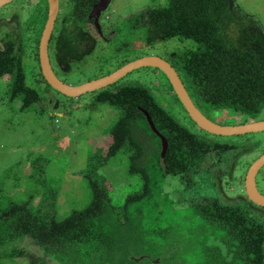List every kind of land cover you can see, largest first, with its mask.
Returning <instances> with one entry per match:
<instances>
[{
    "label": "trees",
    "instance_id": "trees-1",
    "mask_svg": "<svg viewBox=\"0 0 264 264\" xmlns=\"http://www.w3.org/2000/svg\"><path fill=\"white\" fill-rule=\"evenodd\" d=\"M71 1L75 14L87 19L96 0ZM166 3L146 9L134 28L139 21L146 26L148 45L170 38L196 43L174 52L168 61L208 118L229 109L237 112L232 116L237 120L234 125L258 120L264 110V28L258 20L246 16L235 0ZM47 18L48 5L43 26ZM42 28L34 41L39 70ZM24 42L20 37L0 41V79L20 111L47 100L51 92L64 95L44 78L48 91L43 92L37 74L31 78L26 61L30 51ZM164 76V89L185 110ZM109 86L96 91L93 102L107 104L120 114L109 130L111 143L105 151L101 147L92 153L81 171L88 186L83 207L60 213L61 179L46 174L42 180L37 174L41 169L33 171L34 165L27 175L32 185L44 190L43 195L5 196L0 185V247L17 245L6 257L11 261L24 257L30 264H264V222L247 209L245 202L250 200L232 204L212 195L175 198L163 192L168 176L178 175L190 184L193 173L209 171L204 167L209 155L234 145L200 137L144 84ZM146 112L167 139L165 150ZM113 160L126 164V175L136 187L118 199L113 198L112 184L102 171ZM18 241H30L37 250L31 251V244L18 247Z\"/></svg>",
    "mask_w": 264,
    "mask_h": 264
},
{
    "label": "rangeland",
    "instance_id": "rangeland-1",
    "mask_svg": "<svg viewBox=\"0 0 264 264\" xmlns=\"http://www.w3.org/2000/svg\"><path fill=\"white\" fill-rule=\"evenodd\" d=\"M166 2L113 0L101 19L99 31L87 19L75 14L76 7L71 0H60V13L54 31H61L58 36L53 34L49 46L51 62L59 78L76 86L107 75L136 57L156 55L168 60L174 52L196 46L192 40L177 38L161 39L155 46L148 45L146 26L139 21L134 28L137 17L146 9L166 5ZM235 3L246 16L257 19L264 28V0H235ZM46 7V2L42 0H15L0 9V41L24 38L23 46L30 51L26 60L27 69L32 74L31 78L37 74L43 92L48 91V87L44 86L45 81L40 76L34 41L35 33H39L42 27L43 32L45 27L43 15ZM72 15L75 22L68 25L67 29H60ZM63 16L65 19L61 22ZM105 37L109 39L105 40ZM165 82L166 77L157 68L141 67L109 87L116 89L128 83L144 84L152 89L160 103L172 111L182 124L188 125L200 137L234 147L227 150L218 148L217 154L209 155L204 163L205 169L209 168V171L193 173L189 178L190 184L178 175L168 176L163 183V192H171L175 198L212 195L223 203H242V199L247 196L244 189L247 168L253 158L264 153V131L212 136L193 124L181 104L164 89ZM7 89L6 82L0 79V185L4 195L14 198L25 197L30 193L43 195L44 190L32 185L27 175L34 165L33 171L41 169L37 174L42 180L46 174L49 178L61 179L62 191L58 199L60 213L83 207L88 186L81 171L87 166L92 153L101 147L105 151L111 143L109 130L120 113L107 104L94 103L92 98L96 91L77 98L51 92L48 97L43 96L47 100L28 111H20L18 101L13 102L8 98ZM224 112L228 115L225 116ZM224 112L219 110L211 113L212 121L223 125L237 123L232 117L237 112L229 109ZM262 115L264 110L259 117ZM125 170L126 164L116 160L102 168L112 184L110 189L113 190L114 199L123 198L127 192L136 189ZM257 183L259 189L264 191V177L259 176ZM210 189L216 192H210ZM245 204L251 214L264 222V214H260L258 206ZM17 244L18 247L31 244L30 250H37L30 241H18ZM16 246V243H8L0 247V264H30L24 257L15 258L14 261L6 257V253Z\"/></svg>",
    "mask_w": 264,
    "mask_h": 264
},
{
    "label": "water",
    "instance_id": "water-1",
    "mask_svg": "<svg viewBox=\"0 0 264 264\" xmlns=\"http://www.w3.org/2000/svg\"><path fill=\"white\" fill-rule=\"evenodd\" d=\"M13 1L14 0H0V8L12 3ZM47 1L49 4L48 18L43 29L39 45L40 67L42 75L48 82V84L62 94L68 97L77 98L85 93H91L106 88L109 85L118 82L128 73L138 68L154 67L159 68L167 76L188 115L201 130H204L212 135L222 136L241 135L246 133H257L264 131V120L235 125H223L212 121L196 106L176 68L173 67L168 60L156 55H145L139 57L122 65L121 67L117 68L107 75H104L92 81H87L80 85L74 86L65 83L56 75L55 70L53 69L51 64V57L49 52V44L52 37V32L54 30L56 19L60 11V0ZM109 1L110 0H99L98 3L94 5L89 15L90 18L95 19V26L99 31H101V13L108 8L110 4ZM146 116L154 132L158 134L160 138H162V143L165 150L168 146L167 139L156 129L152 118L147 112ZM249 167L250 168H248L245 178V193L252 202L264 207V195L259 192L256 180L259 170L261 168H264V153L260 155L256 160H254ZM141 258L143 257L141 256L139 259ZM154 262L158 263L159 259H156Z\"/></svg>",
    "mask_w": 264,
    "mask_h": 264
},
{
    "label": "flooded vegetation",
    "instance_id": "flooded-vegetation-1",
    "mask_svg": "<svg viewBox=\"0 0 264 264\" xmlns=\"http://www.w3.org/2000/svg\"><path fill=\"white\" fill-rule=\"evenodd\" d=\"M14 1H15V0H14ZM98 1H99V0H96V1L93 3V5H92V9H93L94 5H95L96 3H98ZM40 2H41V0H40ZM42 2H46V4L48 5V9H49L48 1H47V0H42ZM112 2H113V0H110V1H109L110 4H109L108 8H107L104 12L101 13L100 22H101L102 17H103V16L105 15V13L108 11V9H110V7H111V5H112ZM10 4H11V3H10ZM8 5H9V4H8ZM4 7H5V6H4ZM4 7H2V8H4ZM2 8H0V9H2ZM92 9H91V11H92ZM91 11L89 12V14H88V16H87V20L90 22V25H91V26H94V28L96 29V26H95V19L89 17ZM59 13H60V11H59ZM68 15H69V14H68ZM68 15H67V16H68ZM73 16H74V15H72L71 18H70L69 20H67V21L65 20V21H64V24H62V25L60 26V29H61V27H62V30L65 29V27H66V29H67L68 25L71 26V25L73 24V22H75V21H73ZM58 17H59V14H58V16H57V19H58ZM57 19H56V22H57ZM64 19H65V18H64ZM55 24H56V23H55ZM75 26H76V25H75ZM76 27H77V26H76ZM54 28H55V27H54ZM77 28H78V27H77ZM95 29H94V30H95ZM60 31H61V30H59V29H57L56 32L53 30L51 40L53 39V34H56V36H58L59 33H60ZM113 33L115 34V31H113ZM104 39H105V40H108L109 38L105 37ZM51 40H50V42H51ZM49 46H50V45H49ZM50 57H51V56H50ZM136 58H138V57H136ZM136 58H135V59H136ZM133 60H134V59H133ZM130 61H131V60H129V61H127V62H124L123 65L126 64V63H128V62H130ZM51 64H52V62H51ZM121 66H122V65H121ZM121 66H120V67H121ZM52 67H53V65H52ZM55 73H56V72H55ZM56 75H57V73H56ZM57 76H58V75H57ZM58 77H59V76H58ZM259 120H264V115H262L261 117H259L258 120H250V121H246V122H244V123H247V122H253V121H259ZM240 124H243V123H240ZM259 176H260V178L264 177V168H262V169L260 170V173L258 174V177H257V181H258V179H259ZM258 189H259V187H258ZM259 191H260V193H262V194L264 195V191H262V190H260V189H259ZM243 200H244V201H249L248 198H247V196L244 197ZM250 204H254V203L250 201ZM254 205H255V204H254ZM256 206H257V205H256ZM258 207L260 208V209H259V210H260V211H259L260 214H264V207H261V206H258Z\"/></svg>",
    "mask_w": 264,
    "mask_h": 264
},
{
    "label": "clouds",
    "instance_id": "clouds-1",
    "mask_svg": "<svg viewBox=\"0 0 264 264\" xmlns=\"http://www.w3.org/2000/svg\"><path fill=\"white\" fill-rule=\"evenodd\" d=\"M49 45H50V44H49ZM53 69H54V68H53ZM43 78H44V77H43ZM45 81H46V80H45ZM46 82H47V81H46ZM47 83H48V82H47ZM50 86H51V85H50ZM51 87H52V86H51ZM52 88H53V87H52ZM53 89H54V88H53ZM253 122H254V121H253ZM247 123H249V122H247ZM243 124H244V123H243ZM203 131H204V130H203ZM261 155H262V154H261ZM259 156H260V154H259L258 156H256L255 158H253L252 161H251L250 163L252 164L253 161L256 160ZM212 163L215 164L216 162H215V161H212ZM251 164H250V165H251ZM250 165H249V166H250ZM249 166H248V167H249ZM249 168H250V167H249ZM261 169H262V168H261ZM261 169H260V170H261ZM247 170H248V168H247ZM260 170H259L258 174L260 173ZM246 174H247V173H246ZM258 174H257V177H258ZM245 178H246V175H245V177H244V189H245ZM256 180H257V179H256ZM257 187H258V183H257ZM259 192H260V191H259ZM261 194H262V193H261ZM262 195H263V194H262ZM247 198H248V196H247ZM242 200H243V199H242ZM248 200H250V199L248 198ZM250 201H251V200H250ZM251 202H252V201H251ZM253 203H254V202H253ZM254 204L257 205L256 203H254ZM257 206H260V205H257ZM261 207H263V206H261Z\"/></svg>",
    "mask_w": 264,
    "mask_h": 264
},
{
    "label": "bare ground",
    "instance_id": "bare-ground-1",
    "mask_svg": "<svg viewBox=\"0 0 264 264\" xmlns=\"http://www.w3.org/2000/svg\"><path fill=\"white\" fill-rule=\"evenodd\" d=\"M157 69H159V68H157ZM160 70V69H159ZM161 71V70H160ZM125 77V76H124ZM258 188V187H257ZM259 190V189H258Z\"/></svg>",
    "mask_w": 264,
    "mask_h": 264
}]
</instances>
